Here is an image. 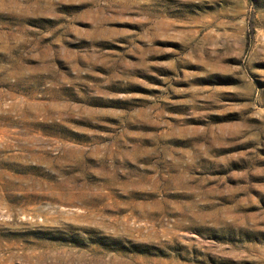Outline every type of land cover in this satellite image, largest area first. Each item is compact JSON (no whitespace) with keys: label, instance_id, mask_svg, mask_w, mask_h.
Returning <instances> with one entry per match:
<instances>
[{"label":"rangeland","instance_id":"obj_1","mask_svg":"<svg viewBox=\"0 0 264 264\" xmlns=\"http://www.w3.org/2000/svg\"><path fill=\"white\" fill-rule=\"evenodd\" d=\"M0 264H264V0H0Z\"/></svg>","mask_w":264,"mask_h":264}]
</instances>
